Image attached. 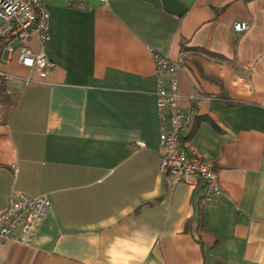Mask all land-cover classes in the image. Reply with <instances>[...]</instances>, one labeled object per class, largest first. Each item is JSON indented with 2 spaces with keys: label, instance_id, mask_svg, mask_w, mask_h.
Here are the masks:
<instances>
[{
  "label": "crops",
  "instance_id": "crops-1",
  "mask_svg": "<svg viewBox=\"0 0 264 264\" xmlns=\"http://www.w3.org/2000/svg\"><path fill=\"white\" fill-rule=\"evenodd\" d=\"M178 1L181 14L148 0H42L56 66L47 83L2 81L0 211L16 191L51 205L31 242L0 244L4 264H264V0ZM151 50L186 55L182 138L214 160L222 197L160 171ZM17 59L0 68L27 76Z\"/></svg>",
  "mask_w": 264,
  "mask_h": 264
},
{
  "label": "built area",
  "instance_id": "built-area-1",
  "mask_svg": "<svg viewBox=\"0 0 264 264\" xmlns=\"http://www.w3.org/2000/svg\"><path fill=\"white\" fill-rule=\"evenodd\" d=\"M0 19V63L10 62L13 54L18 52L17 61L29 70L27 76H20L0 68V85L3 79L23 80L26 86L35 82L47 83L45 79L56 63L45 50L51 38V15L42 0H0ZM233 28L237 32H245L250 23L236 21ZM33 37L40 45L38 51L31 47ZM151 52L156 64L158 109L162 124L160 171L168 175L175 185H202L208 198L222 197L224 192L214 160L202 154L192 141L182 138V131L191 121L190 114L178 104L177 74L186 55L183 53L172 59L168 54ZM50 205L46 194L13 192L7 207L0 211V244L7 241L31 242ZM18 229H21L20 234ZM0 264H4L1 257Z\"/></svg>",
  "mask_w": 264,
  "mask_h": 264
},
{
  "label": "water",
  "instance_id": "water-1",
  "mask_svg": "<svg viewBox=\"0 0 264 264\" xmlns=\"http://www.w3.org/2000/svg\"><path fill=\"white\" fill-rule=\"evenodd\" d=\"M148 1L158 6H164L166 9L176 14H181L185 10L178 0H148Z\"/></svg>",
  "mask_w": 264,
  "mask_h": 264
},
{
  "label": "trees",
  "instance_id": "trees-1",
  "mask_svg": "<svg viewBox=\"0 0 264 264\" xmlns=\"http://www.w3.org/2000/svg\"><path fill=\"white\" fill-rule=\"evenodd\" d=\"M3 84L0 85V95H2V93H3L2 91H3L4 87H5ZM216 129L219 130L220 128L218 126H216ZM203 220H204L203 219V208L200 207L199 210H198V213H197V226H198L199 229H203L204 228V221Z\"/></svg>",
  "mask_w": 264,
  "mask_h": 264
}]
</instances>
